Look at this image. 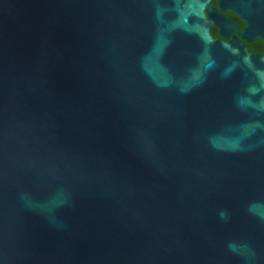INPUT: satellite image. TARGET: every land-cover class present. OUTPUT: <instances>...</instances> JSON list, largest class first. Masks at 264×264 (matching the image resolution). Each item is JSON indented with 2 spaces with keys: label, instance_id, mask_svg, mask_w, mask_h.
Returning <instances> with one entry per match:
<instances>
[{
  "label": "water",
  "instance_id": "obj_1",
  "mask_svg": "<svg viewBox=\"0 0 264 264\" xmlns=\"http://www.w3.org/2000/svg\"><path fill=\"white\" fill-rule=\"evenodd\" d=\"M202 7L0 0V264H264V68Z\"/></svg>",
  "mask_w": 264,
  "mask_h": 264
},
{
  "label": "flooded vegetation",
  "instance_id": "obj_2",
  "mask_svg": "<svg viewBox=\"0 0 264 264\" xmlns=\"http://www.w3.org/2000/svg\"><path fill=\"white\" fill-rule=\"evenodd\" d=\"M202 5L194 21L210 39L207 54L218 64H256L264 68V0H193ZM194 45L198 38L194 34ZM242 56L248 61H240Z\"/></svg>",
  "mask_w": 264,
  "mask_h": 264
}]
</instances>
